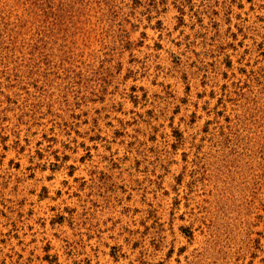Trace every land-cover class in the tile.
<instances>
[{"label":"rangeland","instance_id":"1","mask_svg":"<svg viewBox=\"0 0 264 264\" xmlns=\"http://www.w3.org/2000/svg\"><path fill=\"white\" fill-rule=\"evenodd\" d=\"M0 264H264V0H0Z\"/></svg>","mask_w":264,"mask_h":264}]
</instances>
